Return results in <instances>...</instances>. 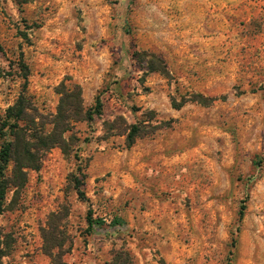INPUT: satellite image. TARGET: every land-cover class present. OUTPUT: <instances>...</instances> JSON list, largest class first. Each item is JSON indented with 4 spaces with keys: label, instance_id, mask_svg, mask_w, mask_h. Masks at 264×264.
<instances>
[{
    "label": "rangeland",
    "instance_id": "1",
    "mask_svg": "<svg viewBox=\"0 0 264 264\" xmlns=\"http://www.w3.org/2000/svg\"><path fill=\"white\" fill-rule=\"evenodd\" d=\"M22 94L5 264H264V0H0V123Z\"/></svg>",
    "mask_w": 264,
    "mask_h": 264
},
{
    "label": "trees",
    "instance_id": "2",
    "mask_svg": "<svg viewBox=\"0 0 264 264\" xmlns=\"http://www.w3.org/2000/svg\"><path fill=\"white\" fill-rule=\"evenodd\" d=\"M78 96L80 98V92H78ZM97 107H100L99 102ZM31 110H34L32 102L27 96L22 94L16 103L7 109L0 123V136H4L5 138V142H3L0 148V208H2V205L6 201V195L9 189L23 186L26 183V169L40 168V158L34 160L28 145L24 144V132L31 129V122L34 123V116H32ZM82 116V108L79 105L71 110L58 111L56 118L52 121L54 125L53 131L42 144L44 147L42 148V152L47 151L55 145H64L65 139L62 135L67 130L65 127L66 121L74 118L79 119ZM140 132L141 128L139 126H132L128 135L129 144L135 141V138L140 135ZM11 161L13 163V175L9 176L7 175V169ZM76 187L78 193L83 197L84 193L80 185L76 184ZM87 221L89 227L105 224L103 219L93 218L91 210H89L87 215ZM119 223L120 219L114 218L110 225L114 227ZM4 255L3 250L0 248V264H5L2 261Z\"/></svg>",
    "mask_w": 264,
    "mask_h": 264
}]
</instances>
